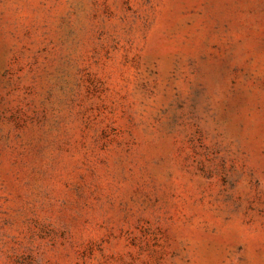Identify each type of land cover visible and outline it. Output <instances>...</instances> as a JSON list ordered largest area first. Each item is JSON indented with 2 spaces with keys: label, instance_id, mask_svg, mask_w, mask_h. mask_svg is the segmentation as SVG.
<instances>
[{
  "label": "rangeland",
  "instance_id": "374dc122",
  "mask_svg": "<svg viewBox=\"0 0 264 264\" xmlns=\"http://www.w3.org/2000/svg\"><path fill=\"white\" fill-rule=\"evenodd\" d=\"M0 264H264V0H0Z\"/></svg>",
  "mask_w": 264,
  "mask_h": 264
}]
</instances>
